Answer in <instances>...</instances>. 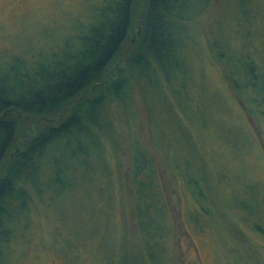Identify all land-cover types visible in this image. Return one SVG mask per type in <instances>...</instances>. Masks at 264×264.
<instances>
[{
	"label": "trees",
	"instance_id": "trees-1",
	"mask_svg": "<svg viewBox=\"0 0 264 264\" xmlns=\"http://www.w3.org/2000/svg\"><path fill=\"white\" fill-rule=\"evenodd\" d=\"M138 1L98 0L92 6L91 20L75 28L69 40L38 50L28 45L23 52L11 50L9 57L7 49L2 51L0 264H23L25 256L33 253L29 254L31 246L55 239L60 252L71 251L75 247L71 235L78 234L75 225L79 219L70 218L69 204L75 200L81 205L77 212L72 211L74 215L85 199L91 204L93 216L104 198L109 209L115 207L112 158L119 143L113 129L111 103L130 101L131 77L142 81L163 105L160 119L154 118V127L163 131L161 138L164 140L166 132L162 123L167 118L165 113L183 135L177 136L176 145L171 144L169 150L172 149L173 176L178 170L182 174L187 201L192 206L185 216L191 213L190 219L196 223L214 213L220 217L214 181L181 123L187 115L198 126L205 125V115L197 100L199 94L193 98L188 90L191 63L186 48L187 40L192 38V22L213 0H142L139 5L144 9L140 20L137 18L139 29L135 31L134 6ZM243 12L248 15L247 10ZM133 35L135 40L127 42ZM128 44L123 66L121 53ZM210 46L218 56L216 66L225 62L228 89L235 91L238 104L243 106L238 94L244 88L249 89L247 98L251 102H263L264 65L258 72V62L248 54L231 57L218 51L215 42ZM148 109L152 110L150 103ZM240 131L241 128L234 129L235 138L227 140V145L237 150L246 145L252 150L243 137H238L242 136ZM129 159L130 196L141 264H169L176 235L174 211L157 159L135 131L129 137ZM243 174L236 176L235 186L228 188L227 184L226 195L230 199L240 194H250L251 198L257 195L255 179L245 181ZM262 200L264 204V195ZM234 201L241 210L240 223L263 235L262 221L251 214L256 200ZM110 223L113 227V218L109 217L108 227ZM121 246L120 242L119 254L112 257L108 253L112 248L104 245L106 264L130 263Z\"/></svg>",
	"mask_w": 264,
	"mask_h": 264
},
{
	"label": "rangeland",
	"instance_id": "rangeland-1",
	"mask_svg": "<svg viewBox=\"0 0 264 264\" xmlns=\"http://www.w3.org/2000/svg\"><path fill=\"white\" fill-rule=\"evenodd\" d=\"M97 1L0 0V55L6 49L9 57L11 50L23 52L28 45L38 50L42 46L49 47L56 42L69 40L73 37L75 28L84 26L91 20L92 6ZM139 3L142 0L134 6L135 31L139 29L141 11L144 9ZM244 9L248 11V15H245ZM192 25V38L187 40L186 48V56L191 63L187 74L188 90L193 98L199 94L197 100L205 115V125L198 126L196 120L187 115L181 118V123L183 122V127L194 141L206 171L210 172L218 192L217 210L222 215L219 214L218 217L214 213L210 217L203 216L200 223L190 219V216L193 218L191 213L188 217L185 216L188 215L187 210H192V206L187 201L189 198L181 179L182 174L178 170L175 178L173 176L172 149L169 150L171 144L176 145L177 136L183 135L175 130L174 121L165 113L167 118L162 123L166 132L163 134L164 140L161 138L163 131L159 127L155 128L154 123L164 113L163 105L155 94L148 92L142 81L138 82L131 77L130 101L111 103L113 129L119 143L112 158L116 176L115 207L109 209L104 198L96 206V215L93 216L91 204L85 199L79 212L74 215L73 212H77L81 204L77 200L70 203V218L77 216L79 219L76 225L73 224L78 234L71 235L75 247L66 253L60 252L57 239L55 242L48 241V244L31 246L29 254L33 253L25 256L23 264H106L104 245L112 248L111 253L110 250L108 253L114 257V254H119L120 242L123 255L130 261L126 264H141L130 196L129 137L133 131L138 132L156 157L174 211L176 235L169 264H264V234L251 231L249 226L248 228L240 223L238 218L241 210L234 201L242 199L245 203H250L256 200L254 205L248 206L251 208L252 205L251 214L264 225V101L258 105L251 102L247 98L250 91L244 88L238 94L243 106L238 104L234 98L235 91L228 89L230 84L226 80L228 75L225 72V62L221 61L216 66L218 56L211 52L210 46L215 42L218 51L223 50L231 57H244L248 54L258 62L260 72L264 65V0H213ZM134 40L135 35L127 42ZM129 48L128 44L121 53L120 61L123 66L122 57ZM149 103L152 105L150 111ZM23 124L24 122L21 125ZM235 128H241L242 136L238 137H243L245 144L248 142L252 150L245 148L246 145H238L239 150L227 145V140L235 138ZM177 153L181 151L177 149ZM241 171L244 172L242 179L245 181L255 179L257 195L251 198L250 194H240L230 199L226 195V186H235L236 176L241 175ZM109 217L110 220L113 218V227L111 223L108 227ZM46 236L49 237L50 234ZM113 261L116 263L114 258Z\"/></svg>",
	"mask_w": 264,
	"mask_h": 264
}]
</instances>
